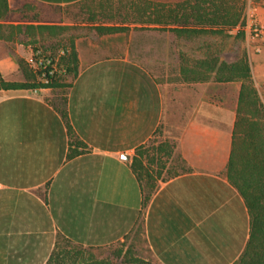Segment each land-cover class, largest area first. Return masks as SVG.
I'll return each instance as SVG.
<instances>
[{"label": "crops", "instance_id": "obj_1", "mask_svg": "<svg viewBox=\"0 0 264 264\" xmlns=\"http://www.w3.org/2000/svg\"><path fill=\"white\" fill-rule=\"evenodd\" d=\"M34 1L65 9L86 0ZM98 1L102 21L5 20L23 0H8L0 19V72L10 81L26 80L19 59H32L39 24L79 25L70 35L79 74L68 110L87 145L68 158L65 122L46 98L51 87L0 89V264H47L58 235L91 248L128 238L137 256L158 264H234L251 231L249 209L226 173L240 82L184 81L181 70L179 80L189 86L165 82L153 70L163 64L159 58L167 59L166 50L135 34L136 27L152 25L121 13L137 0ZM19 24L21 30L12 27ZM98 25L129 28L100 33ZM248 55L258 81L264 62ZM160 129L175 144L176 173L157 179L144 205L131 163Z\"/></svg>", "mask_w": 264, "mask_h": 264}, {"label": "trees", "instance_id": "obj_2", "mask_svg": "<svg viewBox=\"0 0 264 264\" xmlns=\"http://www.w3.org/2000/svg\"><path fill=\"white\" fill-rule=\"evenodd\" d=\"M247 0H181L175 3H164L145 0L131 4L133 8L121 12L134 23L149 24L152 26L136 27L139 29H154L175 33L180 39H194L203 35H222L227 31L238 29V35H245V8ZM8 0H0V19L9 12ZM134 15V16H133ZM0 26H2L0 24ZM21 30L23 25H12ZM68 26L54 24H39L38 29L44 35L48 33L57 36ZM128 26H103L96 29L100 33H115L127 30ZM30 29V25H26ZM37 40H34L35 44ZM69 52L62 56L60 64L63 74H55L49 83L37 82V74L24 59L19 64L24 70L26 80H6L0 72V89H38L51 87L53 91L71 87L72 81L79 74V58L75 41L70 38L69 45L65 46ZM35 50V49H34ZM180 77L184 81L204 82L213 79L218 82H240L238 94L237 116L233 129L231 154L227 165V177L238 189L249 209L251 217V231L245 249L234 264H264V102L255 83L252 65L246 51L234 61L223 60L212 50L204 57L191 61L186 58L181 62ZM71 75L72 81L65 82L64 77ZM64 91V90H63ZM68 92H60L53 100L47 99L61 114L69 135L71 158L86 150L84 143L76 134L70 121L68 110ZM174 143L165 142L160 152L167 157L174 153ZM142 156H146L141 146L136 149L131 167L141 182L146 205L156 189V179L148 170ZM156 162L153 156L148 161ZM159 164V162H157ZM176 171L170 173L174 176ZM180 173V172H177ZM161 175L159 171L158 176ZM147 189V190H146ZM61 240L75 243L63 235H58L57 242L47 264H117L116 260H80V252L60 249ZM77 244V243H76ZM80 245V244H78ZM64 247V246H62ZM121 264H158L139 256L127 255Z\"/></svg>", "mask_w": 264, "mask_h": 264}, {"label": "rangeland", "instance_id": "obj_3", "mask_svg": "<svg viewBox=\"0 0 264 264\" xmlns=\"http://www.w3.org/2000/svg\"><path fill=\"white\" fill-rule=\"evenodd\" d=\"M153 1L171 4L181 0ZM100 11V4L98 0H86L65 9L45 6L35 2L34 0H23V6L20 8H12L5 20L13 21L12 24H15V21L32 19L40 21L41 23H50L67 18L72 19L76 24H79L88 18H92V16H94L98 21L106 19L105 14ZM263 13L264 0H247L245 8V25L242 27L245 32L244 36L237 34L238 29L227 31L222 35L207 34L194 39H180L176 37L175 33L169 31L139 28L135 29V34L137 36L139 35L144 37L145 40L152 41L151 43H153L154 46H157L158 49L161 48L162 53L166 50L167 59L165 57L164 61L159 58L163 64L159 69L153 70L157 73L159 78L169 83L178 82L181 84V88H185L186 86H189V84L184 82L182 84L181 80H179V71L181 68V62L186 58L194 61L195 59L204 57L208 54V52L214 50V52H216L221 59L234 61L240 57L244 51L248 53L250 50L257 58H261L264 62V33L261 37L254 38L252 30L254 19L264 22ZM116 19L121 20V17H117ZM78 27L79 25L74 24L68 27V30H66L65 33L62 32L57 36H53L48 33H45L44 35L41 34L37 42L33 44V48L35 49L40 47L45 52H52L53 54H56L59 49L65 48V46L69 45V40L72 38L71 36H75L79 33ZM161 57H163V54H161ZM147 62L149 63L148 60ZM61 68L62 67L60 66L58 74L64 73ZM257 72H259L256 75L258 81L255 80V83L264 102V68H262V70H258ZM64 80L67 83L71 82V75L65 76ZM37 82H40L39 78H37ZM63 90L53 91L51 89L46 98L55 101V99L59 96L58 94H60V92L67 93V91H69V87H65ZM182 92L187 96L188 92L185 89H183ZM163 133V130L160 129L159 132L155 133L151 139L141 146V149L146 154V156H142V158L147 164L148 170L154 177H157V179H165L169 177L170 173L174 171L173 164H175L176 161V157L168 158L165 152H158L159 148L165 143ZM153 156L156 158V162L149 163L148 161ZM157 162H159V164H157ZM159 171H161V175L158 176ZM140 243L144 245L142 239H140ZM63 248L72 252H80L81 254L79 257L82 261L84 259L88 260L92 258L94 260L113 259L117 261V264H121L122 260L127 258V255H138V251L134 248V245L129 242L128 238L124 241L101 248L84 247L76 243L61 240V247L59 250Z\"/></svg>", "mask_w": 264, "mask_h": 264}, {"label": "built area", "instance_id": "obj_4", "mask_svg": "<svg viewBox=\"0 0 264 264\" xmlns=\"http://www.w3.org/2000/svg\"><path fill=\"white\" fill-rule=\"evenodd\" d=\"M253 37L258 38L264 33V22L254 19L253 22ZM69 52L68 48H61L56 54L45 52L42 48L37 47L29 64L37 74L40 82L49 83L51 77L59 72L60 59ZM62 67V66H61ZM62 71L63 68H61Z\"/></svg>", "mask_w": 264, "mask_h": 264}, {"label": "water", "instance_id": "obj_5", "mask_svg": "<svg viewBox=\"0 0 264 264\" xmlns=\"http://www.w3.org/2000/svg\"><path fill=\"white\" fill-rule=\"evenodd\" d=\"M123 157L126 158V159H129V158H130V155H128V154H123Z\"/></svg>", "mask_w": 264, "mask_h": 264}]
</instances>
